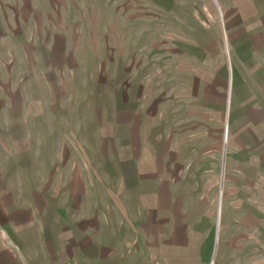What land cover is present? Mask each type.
<instances>
[{"label":"crops","instance_id":"0c3cea01","mask_svg":"<svg viewBox=\"0 0 264 264\" xmlns=\"http://www.w3.org/2000/svg\"><path fill=\"white\" fill-rule=\"evenodd\" d=\"M20 1L0 0V20L6 6L26 5L32 13L19 16V22L58 23L65 17L67 21L68 16L54 17L56 4L51 0H43L49 7L43 14L41 0ZM214 1L222 16V34L230 38L229 70L233 66L224 108L230 137L220 155L218 177H253L264 162V0ZM167 5L175 11L172 0ZM211 6V1L203 5V21L208 24L202 27L203 37L212 32ZM47 28L43 25V30L30 34L37 43L20 41L21 34H16L17 46L10 41L6 48L4 43L0 52V87L18 86L24 80L30 102L25 113L6 114L0 109V135L15 136L12 148L17 149L15 155L3 153L1 138L0 262L10 256L16 264H259L264 228L252 220L259 214L251 207L247 208L251 220L221 222L218 206L211 225L209 207L195 204L194 183L189 190L180 177L215 175L209 169L195 173L193 159L190 164L181 161L183 144L164 136L168 127L163 110L147 109L146 102L140 109L143 103L131 96L128 82L117 91L111 88L103 96L92 95L84 111H68L56 104L59 94H53L56 101L51 103L50 88L55 91L60 86L63 68L72 69L67 56L74 50L66 44L67 32L51 33ZM0 36H5L1 30ZM36 69L42 70L43 89H47L43 96L38 94ZM36 102L38 111L33 108ZM42 115L50 126L46 137L60 127V134H76V142L54 140L45 157L29 158L31 148L14 134L13 126L21 131L40 126ZM205 115L210 118L209 106L203 119ZM32 118L38 119L36 123ZM4 119L7 126L1 123ZM209 133L203 126L202 143ZM195 144L185 146L193 152ZM30 163L34 170L24 168ZM209 163L210 159L208 167ZM235 210L244 212L243 207Z\"/></svg>","mask_w":264,"mask_h":264},{"label":"rangeland","instance_id":"374dc122","mask_svg":"<svg viewBox=\"0 0 264 264\" xmlns=\"http://www.w3.org/2000/svg\"><path fill=\"white\" fill-rule=\"evenodd\" d=\"M21 1L27 3L26 0ZM51 1L56 4L52 12L54 17L68 16L67 21L65 17L58 23L19 22L17 20L19 16L30 17L32 13L30 8L26 5L12 8L6 6V12L0 20V30L5 35L3 38L0 36V52L4 43L6 48L10 41L13 46H17L14 36L16 34H21L20 41L25 38L26 43L36 41L30 38V34L36 30H43V25L48 26L47 29H50L51 33L56 30L64 34L67 32L66 44L74 50V53L67 56L68 65L72 69L63 68L60 86H57L55 91L50 88L53 97L51 103L56 101L53 94H59L57 97L60 98L56 104L66 107L68 111L77 108L84 111L94 99L92 95L99 93L103 96L111 88L117 91V88H121L122 84L126 86L128 82L131 96H136L143 103L138 105L140 109H145L146 102L147 109L163 110V121L168 127L164 136L171 137L172 142L183 144L179 151L181 161L184 164L189 161L190 164L193 159L195 173L209 169L211 174L215 175V177H180L184 183L188 182L189 190L192 187L191 183H194L195 204L209 207L211 225L213 226L217 219L218 206H220L219 221L221 222H229L236 218L249 221L251 218L247 211L252 207L259 214L258 218L252 220L257 221L260 228H264V162L259 165V170L257 174L252 175L253 177H218L220 155L224 144L227 148L230 137V129L229 133L225 130L224 108L233 66L229 61V64L231 63L229 70L226 59L229 53L226 44L230 38L222 34V16L216 2L172 0L175 11H170L167 5L170 0ZM207 1H211L215 15L211 16L212 19L214 18L210 24L211 34L203 37L202 27L208 25L202 17L205 14L203 5ZM43 3L44 1L41 0L39 7L41 14L47 13L49 9L46 1L44 5ZM56 24L61 26L60 29ZM39 43L41 44L38 41V45ZM10 46L11 44L9 48ZM35 72L40 75L35 77V81L40 82L37 88L38 94L43 96L47 89L46 87L43 89L42 70L36 69ZM58 74L59 71H56V75ZM63 74L65 76H62ZM19 82L18 86L13 84L0 87L3 88L0 89V109L6 114L13 111L19 114L25 113L28 109L30 103L27 101L28 88L24 80ZM8 89H11L10 92ZM231 103L235 108V94ZM207 106H209L210 118L207 119L205 115L203 119L202 113L206 111ZM33 108L34 111H38L40 105L36 102ZM39 119L40 126L37 127L30 126L21 131L13 126L14 134L27 141L31 148L27 157H45L46 153H49V148L55 143L54 140L57 139L60 141L65 138L63 141L76 142V134L68 132L60 134L62 131L60 127L55 129L56 133H51V138L48 137L50 134L46 137L45 132L50 128L48 119H43V115ZM63 119L59 120L63 121ZM71 119L74 120L67 118V121ZM37 120L32 118L31 122ZM207 120H210L209 124ZM5 122L6 119L1 121L2 125L7 126ZM26 122L27 119L24 118L23 125ZM61 125L63 126L62 123ZM203 126L210 130L205 136V143H202L201 137ZM1 138L4 141L2 152L15 155L17 149L12 148V144L16 143L15 136L2 134L0 140ZM194 141L196 144L193 153L190 149L187 150L185 145L188 142V147H192ZM209 159L210 167L207 166ZM203 161H205L204 168ZM33 167L34 163H30L24 168L31 171L34 170ZM32 174L35 175L37 172L33 171ZM237 207H243L244 212L236 213ZM261 249L263 252L260 251L258 259L259 264H264L262 242H260ZM9 257L0 264H16L14 261L11 262ZM21 261L25 263L24 259Z\"/></svg>","mask_w":264,"mask_h":264}]
</instances>
